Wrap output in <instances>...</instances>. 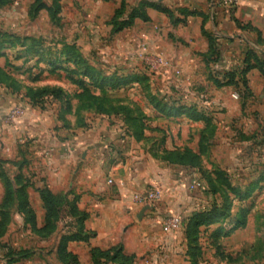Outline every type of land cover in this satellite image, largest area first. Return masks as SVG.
Segmentation results:
<instances>
[{
	"label": "crops",
	"instance_id": "0c3cea01",
	"mask_svg": "<svg viewBox=\"0 0 264 264\" xmlns=\"http://www.w3.org/2000/svg\"><path fill=\"white\" fill-rule=\"evenodd\" d=\"M122 1L61 0L60 11L53 19L48 10L53 6V0H42L44 6L38 17H43V22L51 25L60 23L59 29L67 38V44L59 42L53 48L43 50L52 51L62 45L63 52L64 45H73L84 52L97 45L96 39L103 38L98 44L99 49L111 52L132 50L141 58L145 46L148 51H157L165 39L172 46L164 52L158 50V53L164 54L161 65L166 74L160 75L166 83L174 84L181 76L182 84L206 87L199 89L197 98L202 105L195 106L200 112L197 117L207 119L209 114L216 117L210 108L217 111L223 106V114L231 117V124L221 122L219 130L234 126L253 131L264 126V75L258 68L247 74L250 94L246 98H242L233 85L220 88L215 83V79L221 80L226 71L238 67L237 60L243 59L247 48H253L264 60V0H241L231 13L216 0H125L127 11L121 19H127L130 11L141 3L150 4L146 7L149 19L136 18L134 31L128 28L113 35L110 22ZM161 8L169 9L173 17ZM236 21L250 28L241 29ZM204 32L219 36L221 58L217 62L206 60L210 46ZM117 37L119 39L113 41ZM132 39L137 43L132 44ZM173 44H181V47ZM42 73L37 76V82ZM146 73L139 71L135 79L152 86L153 79ZM66 79L76 85L68 77ZM34 83L28 85L35 89L45 87ZM56 85L63 89L70 101L68 110L63 109V102L52 98L46 101L44 108L31 105L24 118L13 123L9 121L8 113L21 99L27 101V97H17L7 89L0 90V154L9 158L16 157L19 151L24 152L35 166L37 177L45 178L55 195L77 198L79 209L88 213L85 227L95 232V236L90 243L71 242L70 249L85 259L86 264H91L92 260L90 246L106 249L116 245H122L126 254L136 255V264H192L185 228L168 232L163 226L170 213L181 212L190 216L204 207L201 195L189 189V182L193 174H198L197 170L163 161L146 148L148 142L145 139L133 140L125 136L126 130L120 121H109L105 114L81 109V102L75 96L80 90L77 85L73 92L64 85ZM210 100L214 107H207ZM169 110H166L168 121L149 122V130L144 132L160 130L172 135L176 119ZM155 113L163 116L158 111ZM192 122L183 119L188 132L193 127ZM206 123L199 128L204 130ZM226 141L217 142L215 148L228 147ZM177 143L181 150L191 147L189 141ZM167 148L176 150L172 144ZM192 149L202 156L199 141L198 147L192 146ZM234 152L244 160L239 159L229 167L234 164L242 166L239 170H243L247 178L264 172V145L241 143ZM150 189L160 193L159 200L140 203L134 199L138 192ZM29 195L35 209H43L39 192L31 189Z\"/></svg>",
	"mask_w": 264,
	"mask_h": 264
},
{
	"label": "rangeland",
	"instance_id": "374dc122",
	"mask_svg": "<svg viewBox=\"0 0 264 264\" xmlns=\"http://www.w3.org/2000/svg\"><path fill=\"white\" fill-rule=\"evenodd\" d=\"M5 1L0 0V90L7 89L17 97L24 98L27 89L34 88L28 84L35 82L34 84L45 87H52L51 85L57 87L54 84H61L73 92L76 85H71L66 79L69 76L68 72L71 71L69 67L74 68L76 64L75 76L83 78L85 65L73 63L74 61L70 63L69 57L83 58L94 69L91 73L94 78L91 89L95 93L106 95L109 99L106 102L108 105H122L130 112V118L126 117L128 115L125 112L107 115L109 121L118 120L123 124L126 130L125 136L133 140L145 139V142H148L146 148L158 156L171 151L167 145L172 144L176 150H181L177 148L179 146L177 142L189 141L190 150L193 151L192 146L197 148L198 141L200 146L201 141L204 140L205 151L200 156L201 166L208 174L213 170L214 174L211 178L214 187L211 188L208 179H204L202 173L196 169L197 177L206 188L200 194L204 204L200 210L211 209L215 203L219 204V210L214 213L209 224L201 226L197 242L191 243L189 254L192 264H264V181L260 180L263 172L257 173V177L252 179L247 178L243 170H239L242 166L234 164L229 167L239 159L244 160L240 155H235L237 145L241 143L259 147L264 145V126L261 125L253 131H243L234 126L219 130L218 124L224 121L231 124V117L228 118L223 114L225 108L223 106L217 111L210 108L209 105L214 107L211 100L207 107L216 113V117L209 114L210 117L202 119L191 112V109L197 111L196 105H202L197 96L199 89L206 87L194 83L182 84L181 76L174 84L166 83L164 77L160 75V73L166 74L165 68L163 69L161 65L164 58L162 53L172 45L165 39L158 49L163 51L162 53H158L155 49L148 51L145 46L141 58L137 54L134 55L132 50L111 52L99 49L98 44L102 43L103 38L96 39L94 42L97 45L84 52L78 50V53H62V45L52 51H44V48H53L55 44L67 41L62 35L63 31L59 29L60 23L51 25L43 22V17H38L39 11L34 3L35 0H7V3H4ZM110 24L113 35L128 28L134 31V23L121 29L113 22ZM117 39L119 37L113 41ZM134 40L132 39V44L137 43ZM173 45L177 48L181 47V44ZM64 46L66 50L67 46ZM31 47L33 49H30ZM38 49L40 50L37 52L30 51ZM165 54L169 57L166 52ZM139 71H145L151 76L152 86L149 83L142 84L136 81L135 76ZM41 73L42 78L37 82V76ZM100 75L107 79L115 78V81H107L104 86L97 85L102 78ZM223 87L225 86L220 88ZM21 102H24L28 109L33 105L28 98L27 101L21 99ZM38 107L44 108L45 105ZM152 108L156 110L153 111ZM164 109H170L172 116L177 120H172L176 122L173 124L174 133L169 135L160 130H154L152 133L144 132L145 129L149 130L147 128L149 122L155 124L169 119L166 118L168 113ZM156 111L163 116L157 115ZM139 112L144 113L143 116ZM145 114H150L151 117ZM136 116L138 121L133 120ZM187 118L194 123L189 132L183 123V119ZM203 121L207 122L206 127L213 131L212 134L204 133L199 128ZM224 140L229 143L228 147L215 148L217 142L222 143ZM150 143L152 146L149 145ZM18 153L16 157L9 158L0 154V264H73L61 258L63 254L61 243L78 229L77 217L71 215L74 197L59 196L62 204L47 221L45 206L40 210L35 209L31 203L29 190L34 189L39 192L43 202L40 190L49 187L45 178L37 177L35 166L31 165L27 155L22 151ZM213 188L218 192L213 193ZM250 188L252 192L247 195ZM25 199L31 205L33 217L29 212L21 209ZM242 209L246 210L245 214ZM190 216L186 215L185 220ZM242 219H245L246 223L236 226L235 222ZM91 239L83 242L90 243ZM71 242L80 241H67L66 249L77 256L80 264H86L85 259H81L79 254L70 249ZM92 247L95 246L89 247L91 264H93Z\"/></svg>",
	"mask_w": 264,
	"mask_h": 264
},
{
	"label": "trees",
	"instance_id": "16d2710c",
	"mask_svg": "<svg viewBox=\"0 0 264 264\" xmlns=\"http://www.w3.org/2000/svg\"><path fill=\"white\" fill-rule=\"evenodd\" d=\"M61 0H53V6L48 7V10L50 11L51 16L53 19L56 18L57 13L60 11ZM7 3V0L4 2ZM35 5L37 10L39 11L43 6L42 0H35ZM150 6L149 3H141L138 7L133 8L130 11V15L127 19H121L124 16V13L127 11L126 2L125 0L122 1L121 6L116 9L115 16L112 22L117 25L118 28H123L126 26H130L134 23V20L136 18H141L145 21L149 19L147 13H146V7ZM164 12H166L170 17H173L172 12L167 8H161ZM37 11V12H38ZM237 25L241 29H248L250 28L249 25L242 24L238 21ZM209 40V46H210V53L206 57L207 62H217L221 58V48L218 43L219 36L212 35L207 32H204ZM259 35L261 36V33L259 32ZM67 48L62 53H74L78 50L73 45H66ZM30 49H33L32 47ZM35 49V48H34ZM37 49V48H36ZM38 50H30L31 52L39 51ZM72 57H69L70 63L74 61L73 63H80L81 65H85L84 72L82 73L83 78H77L75 75H77V65L75 64L74 68L69 67V71L67 76L73 83L78 85L80 90L76 92L75 96L80 100L81 109H89L94 110L97 113L110 115L113 113H120L125 112L128 116L127 118H130V112L124 108L122 105H108L106 102L108 97L104 94H98L95 93L94 90L91 89L92 85L94 84V78L92 76L93 67L86 62L83 58H77L74 59ZM253 68H258L260 72L264 75V60L259 58L257 52L253 48H247L244 52L243 57V65L241 67H237L236 69L228 70L224 74H222V79H215V83L218 87L222 86H228L233 85L235 86L237 92L242 98H246L250 94V88L248 85V77L247 74L250 70ZM101 81L97 83V85L104 86L107 81H115V78H104L100 75ZM88 79V81H87ZM96 83V82H95ZM14 91V90H13ZM25 96L30 100V102L33 105L39 106L42 105L44 107L46 101L49 98H53L56 100H60L63 102L64 110H68L70 106V101L66 96L64 95L63 89L58 87H43V88H28L27 92L25 93ZM120 109L122 111H120ZM194 109H191V112H194L196 115L200 114L198 111H193ZM199 117V116H198ZM138 117H134L133 120H137ZM129 121V120H127ZM204 133L210 132V134L213 133L212 130H208V127H206L203 130ZM141 133V132H139ZM200 150L201 152L205 151L204 147V140L201 141L200 144ZM154 156L161 158L163 161H166L171 164H177L184 168H190V169H198L199 172L202 173L204 179H208L207 182L209 185L211 184V188L213 186V179L211 178L213 171L211 174L206 173L202 166H201V160L200 155L196 152L185 149V150H172V151H166L164 155L158 156L154 153ZM261 181H264V172L262 173V176L260 178ZM218 190L214 191L213 193H217ZM252 192V188H250L247 192V195H250ZM40 194L43 198L44 206L46 209V220H50L52 215L56 212L57 209H59V205L62 204V200L58 197L60 195H55L49 188L48 189H42L40 190ZM27 196V193L26 195ZM211 209L206 210H200L194 212L190 217L185 220V235L191 245V243H195L198 240L199 234H200V228L203 225H207L211 222V219L213 218L214 213L219 210L218 205H216ZM71 212L72 217H77L76 222L78 224L77 231L72 234L71 236L65 238L61 243V258L64 260H69L73 264H80L77 256L75 254H72L70 251L66 249V242L67 241H88L91 239V237L95 236V232L86 229L85 227V220L88 217V213L85 211H82L79 209V206L77 204V198L75 197L72 202ZM21 209L25 212H29L30 215L33 217V210L31 209V205L28 200L25 199L23 202V205ZM244 214L246 212L245 209L241 210ZM246 223L245 219L238 220L235 222L236 226H242ZM91 254L93 258V264H136V255L132 254H126L123 250L122 245H116L112 246L110 248H100V247H92Z\"/></svg>",
	"mask_w": 264,
	"mask_h": 264
},
{
	"label": "built area",
	"instance_id": "2783aa9c",
	"mask_svg": "<svg viewBox=\"0 0 264 264\" xmlns=\"http://www.w3.org/2000/svg\"><path fill=\"white\" fill-rule=\"evenodd\" d=\"M220 6L225 8L227 12L231 13L234 8L241 2V0H216ZM238 67L243 65V59L237 60ZM28 110L22 102L17 103L8 113L7 117L11 123L22 120ZM110 182L113 180L110 179ZM189 188L199 194L205 191L204 184L199 180L197 175L193 174L189 182ZM160 193L157 190L150 189L138 192L134 195V199L140 203L154 202L160 199ZM185 215L181 212L171 213L164 221L163 229L165 231H174L179 227L184 226Z\"/></svg>",
	"mask_w": 264,
	"mask_h": 264
}]
</instances>
